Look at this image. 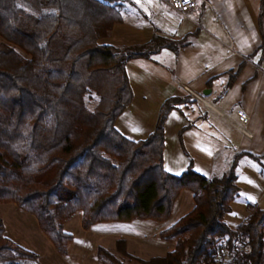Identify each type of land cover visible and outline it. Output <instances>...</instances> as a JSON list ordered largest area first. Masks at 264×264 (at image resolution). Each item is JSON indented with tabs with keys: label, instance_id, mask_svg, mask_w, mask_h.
<instances>
[{
	"label": "trees",
	"instance_id": "trees-1",
	"mask_svg": "<svg viewBox=\"0 0 264 264\" xmlns=\"http://www.w3.org/2000/svg\"><path fill=\"white\" fill-rule=\"evenodd\" d=\"M122 21L116 0H0V203L32 214L55 251L66 255L73 236L64 225L77 212L84 230L102 222H163L186 189L193 208L158 233L174 243L172 251L143 259L119 237L113 249L97 247V264H264V207L247 202L240 223L224 221L239 197V159L257 157L235 152L211 177L197 173L191 160L180 175L163 168L165 120L195 99L164 100L145 139L129 140L116 129L133 98L127 62L179 48L193 36L98 43ZM258 26L262 43L249 60L264 51V0ZM37 262L36 253L6 236L0 219V264Z\"/></svg>",
	"mask_w": 264,
	"mask_h": 264
},
{
	"label": "crops",
	"instance_id": "crops-1",
	"mask_svg": "<svg viewBox=\"0 0 264 264\" xmlns=\"http://www.w3.org/2000/svg\"><path fill=\"white\" fill-rule=\"evenodd\" d=\"M260 1L199 0L196 14L188 20L159 0H125L124 4L131 9H120L123 21L115 23L109 35L98 40L103 45L127 46L145 43L154 34L175 41L193 34L184 46L164 47L149 58H133L127 62L133 98L116 119L115 127L129 140L145 139L154 129L164 100L185 96L195 99L176 106L165 120L163 168L172 175H180L191 160L197 173L211 177L222 174L235 152L257 157L244 155L235 168L240 191L239 197L230 204V212L224 216L229 227H235L247 216V202L264 207V51H258L252 60L247 59L262 43L258 26ZM116 2L121 7V2ZM260 56L263 61L257 67L255 62ZM230 71L236 73L231 79ZM185 86L204 101L190 94ZM238 109L250 117L251 138L245 137L230 122ZM193 206L192 193L181 190L170 218L159 221L151 233L141 235L140 239L158 236L160 230ZM74 216L81 223L82 213ZM72 218L64 225L66 231ZM154 221L142 220L147 224ZM121 236L120 233L113 236L106 247L113 249ZM126 245L129 251L128 240ZM155 245L148 250L151 254L137 256L143 259L163 256L175 246L162 239ZM70 247L71 242L63 256L73 264L71 261L76 258L70 255ZM78 260L77 264H82L84 258L80 256ZM95 260L94 257L92 264H97Z\"/></svg>",
	"mask_w": 264,
	"mask_h": 264
},
{
	"label": "rangeland",
	"instance_id": "rangeland-1",
	"mask_svg": "<svg viewBox=\"0 0 264 264\" xmlns=\"http://www.w3.org/2000/svg\"><path fill=\"white\" fill-rule=\"evenodd\" d=\"M119 1L121 2L119 9L123 7L131 9L127 4H124L125 0ZM0 40L2 39L0 38ZM77 217L74 216L67 226V230L74 237L70 247V255L76 258L75 261H71L73 264L79 262L78 258L80 256L84 258L82 264H92L94 257L96 259L97 247L100 245L107 246L112 241L113 236L119 233L123 234L121 237L129 241V251L136 255L142 254L143 257L151 254L152 251L148 250L156 246V241H160L159 236L152 237L151 235L145 241L140 239L141 235L151 233L159 225V221L150 224L144 223L140 219L129 222H102L93 225L88 230H84ZM0 219L3 221L5 234L8 238L38 255L37 264H71L65 260L63 255L55 251L46 236V238L42 237L36 218L32 214L22 210L14 203H0ZM95 261L97 262V259ZM126 264L134 263L126 261Z\"/></svg>",
	"mask_w": 264,
	"mask_h": 264
},
{
	"label": "built area",
	"instance_id": "built-area-1",
	"mask_svg": "<svg viewBox=\"0 0 264 264\" xmlns=\"http://www.w3.org/2000/svg\"><path fill=\"white\" fill-rule=\"evenodd\" d=\"M164 5L172 9L176 14H178L183 19L191 20L197 12L199 0H159ZM231 48V46H230ZM185 89L192 94L194 97L203 100V97L194 93L191 89L185 86ZM249 115L242 109H238L235 112V119L230 120L233 126L242 133L245 137H253L250 132L249 125Z\"/></svg>",
	"mask_w": 264,
	"mask_h": 264
},
{
	"label": "water",
	"instance_id": "water-1",
	"mask_svg": "<svg viewBox=\"0 0 264 264\" xmlns=\"http://www.w3.org/2000/svg\"><path fill=\"white\" fill-rule=\"evenodd\" d=\"M205 93V92H204Z\"/></svg>",
	"mask_w": 264,
	"mask_h": 264
}]
</instances>
